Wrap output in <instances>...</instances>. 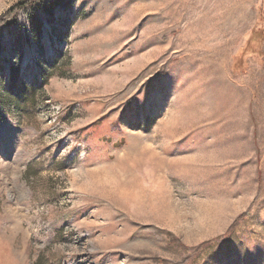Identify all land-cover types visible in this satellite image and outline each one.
Returning a JSON list of instances; mask_svg holds the SVG:
<instances>
[{"label":"rangeland","instance_id":"374dc122","mask_svg":"<svg viewBox=\"0 0 264 264\" xmlns=\"http://www.w3.org/2000/svg\"><path fill=\"white\" fill-rule=\"evenodd\" d=\"M2 22L0 264H264V0Z\"/></svg>","mask_w":264,"mask_h":264},{"label":"trees","instance_id":"16d2710c","mask_svg":"<svg viewBox=\"0 0 264 264\" xmlns=\"http://www.w3.org/2000/svg\"><path fill=\"white\" fill-rule=\"evenodd\" d=\"M29 2H30V0H24L23 2L15 4L13 7L9 8V10H7V12H5V14L0 18V26L3 23L2 20H5V18H7L8 16H11L12 14H13V17H14L16 12H17V10L19 8H25L28 5Z\"/></svg>","mask_w":264,"mask_h":264},{"label":"bare ground","instance_id":"6f19581e","mask_svg":"<svg viewBox=\"0 0 264 264\" xmlns=\"http://www.w3.org/2000/svg\"><path fill=\"white\" fill-rule=\"evenodd\" d=\"M5 136V135H4Z\"/></svg>","mask_w":264,"mask_h":264}]
</instances>
